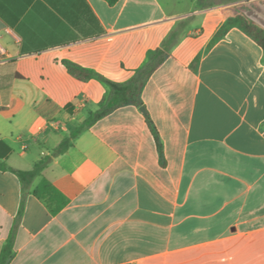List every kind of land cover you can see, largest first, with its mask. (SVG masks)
Returning <instances> with one entry per match:
<instances>
[{
	"label": "crops",
	"instance_id": "1",
	"mask_svg": "<svg viewBox=\"0 0 264 264\" xmlns=\"http://www.w3.org/2000/svg\"><path fill=\"white\" fill-rule=\"evenodd\" d=\"M198 3L182 13L169 0H0V142L25 171L107 94L67 63L126 82L181 20L201 16L147 83L145 113L119 108L53 157L43 176L69 204L53 215L29 194L9 264H264V50L239 28L213 44L228 7ZM237 3L264 28L248 11L264 0ZM22 196L0 170V255Z\"/></svg>",
	"mask_w": 264,
	"mask_h": 264
},
{
	"label": "trees",
	"instance_id": "2",
	"mask_svg": "<svg viewBox=\"0 0 264 264\" xmlns=\"http://www.w3.org/2000/svg\"><path fill=\"white\" fill-rule=\"evenodd\" d=\"M106 1L110 5H115L120 0ZM200 1L205 7L207 0ZM232 28H239L242 30L254 41H256L264 50V28L250 21L247 17L238 12H234V15L227 18L226 22L216 33L213 44L222 39ZM177 38L178 34L174 31L168 39L165 40L161 48L149 53L144 66L139 69L130 80L122 83L111 81L106 77L77 64L67 63L68 70L74 77L84 82L94 78L98 79L107 88V94L101 101L99 109L90 113L88 119L80 127L74 130L69 137L65 138L53 151L52 156L43 158L34 166L32 170L25 171L10 167L7 164V159L11 155V149L4 143L0 142V146L3 147V151H0V170L10 171L17 175L21 180L23 188L20 210L15 221V226L2 249L0 264H9L13 258L16 232L22 221L25 212L26 200L29 194L32 193L35 197L44 201L53 215H58L69 204V200L43 176L44 170L52 161L53 157L66 153L73 146L75 139H77L84 131L89 130L96 123L109 116L117 109L125 106H135L138 108L143 107V91L152 75L171 56L173 48L178 43ZM197 63L198 58L194 62L195 67ZM147 123L156 139L161 158H163V144L158 130L149 116H147ZM37 181H39L38 184H36Z\"/></svg>",
	"mask_w": 264,
	"mask_h": 264
},
{
	"label": "rangeland",
	"instance_id": "3",
	"mask_svg": "<svg viewBox=\"0 0 264 264\" xmlns=\"http://www.w3.org/2000/svg\"><path fill=\"white\" fill-rule=\"evenodd\" d=\"M238 1L242 0H207L204 9H212L221 6L228 7L226 8L227 10L225 14L227 20L228 17L234 15V12H238L241 14H243L244 12L245 15V8L247 9V6H240L239 3H237L236 5H232L235 7L231 6V4H234V2ZM169 2L174 5V8L178 9L182 13H188L199 9L198 0H169ZM248 11H250V15H252L255 19L262 21L264 20V12L260 11V7H248ZM245 17L247 16L245 15ZM200 27L201 16L188 17L184 20H181L175 30L178 34L177 41L179 42L183 37L189 34H191V36H194Z\"/></svg>",
	"mask_w": 264,
	"mask_h": 264
},
{
	"label": "water",
	"instance_id": "4",
	"mask_svg": "<svg viewBox=\"0 0 264 264\" xmlns=\"http://www.w3.org/2000/svg\"><path fill=\"white\" fill-rule=\"evenodd\" d=\"M141 111L145 113L146 112L145 107H141Z\"/></svg>",
	"mask_w": 264,
	"mask_h": 264
}]
</instances>
